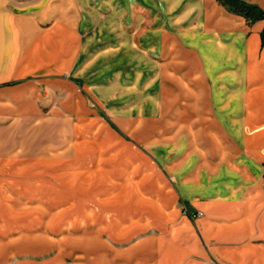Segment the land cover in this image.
Masks as SVG:
<instances>
[{"label":"crops","instance_id":"0c3cea01","mask_svg":"<svg viewBox=\"0 0 264 264\" xmlns=\"http://www.w3.org/2000/svg\"><path fill=\"white\" fill-rule=\"evenodd\" d=\"M263 28L217 0H0V264H264Z\"/></svg>","mask_w":264,"mask_h":264},{"label":"rangeland","instance_id":"374dc122","mask_svg":"<svg viewBox=\"0 0 264 264\" xmlns=\"http://www.w3.org/2000/svg\"><path fill=\"white\" fill-rule=\"evenodd\" d=\"M92 32H85V38L89 37V35L91 34ZM109 32H101V40L104 41L105 39H107V35H108ZM112 33V32H111ZM120 33L122 32H115V35L116 37H119L120 36ZM131 35H132V56L133 58H141V54H142V47L140 45V40H141V34L142 32L141 31H132V32H129ZM102 51L100 52V56L101 58H107V57H104V55H107L109 54V48H101ZM105 49V50H104ZM117 49V48H116ZM119 49V48H118ZM117 49V50H118ZM104 50V51H103ZM112 50V49H111ZM123 55V54H122ZM133 66H139V65H135L133 64ZM123 71H124V68H123ZM137 79H135V75L132 74L131 75V78H129V82H137L136 81ZM139 81V80H138ZM138 83V82H137ZM139 84V83H138ZM133 87V86H132ZM133 90V95H130L129 94V97H130V100L131 102L134 101L136 103L139 104V101H140V88H139V85L137 87H133L132 88ZM61 124V123H60ZM58 129V130H57ZM61 141L62 144H63V141L65 140V127H60L56 128L54 126V141ZM55 150V149H54ZM101 181H105L104 180V176H101ZM253 239V244H254V250H259L261 249L262 246H264V241H261V240H257L255 238H252ZM252 250V249H251ZM210 263H214L213 259H209Z\"/></svg>","mask_w":264,"mask_h":264},{"label":"trees","instance_id":"16d2710c","mask_svg":"<svg viewBox=\"0 0 264 264\" xmlns=\"http://www.w3.org/2000/svg\"><path fill=\"white\" fill-rule=\"evenodd\" d=\"M229 12L239 15L245 19L247 24L257 20H264V11L254 4L247 3L245 0H217ZM260 42L264 45V28L260 32Z\"/></svg>","mask_w":264,"mask_h":264}]
</instances>
